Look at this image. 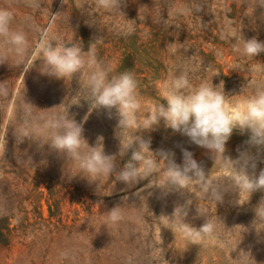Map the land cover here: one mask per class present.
Masks as SVG:
<instances>
[{"label":"rangeland","instance_id":"1","mask_svg":"<svg viewBox=\"0 0 264 264\" xmlns=\"http://www.w3.org/2000/svg\"><path fill=\"white\" fill-rule=\"evenodd\" d=\"M37 2L29 7L27 0H0V8L14 14L11 28L29 41L19 56L0 39V264H264V221L254 222L264 189L249 195L235 172L244 167L259 176L264 144L254 142L251 130L234 128L224 153H214L163 120L143 129L152 106L166 104L165 82L183 72L194 86L223 81L228 107L243 111L244 99L264 85V70L254 67L264 64V52L254 58L234 52L235 40L225 32L230 26L244 39L264 42V0H121L122 13L97 9L95 0ZM196 7L200 11H178ZM127 20H134L132 35L124 34ZM44 35L85 51L95 44L110 75L133 73L139 127L122 133L115 109H90L79 101L87 69L65 80L41 74L39 60L28 69ZM170 43L175 52L166 49ZM61 118L81 124L89 146L102 138L98 143L115 156L117 172L132 154L120 153L118 137L127 143L139 135L158 160L165 155L181 170L195 161L205 174L156 186L165 185L172 167L165 159L134 184L116 180L115 173L90 182L76 161L41 145L46 125ZM25 132L31 138L18 141ZM117 206L122 218L111 222L107 213ZM207 220L215 223L213 237L198 244L181 228L199 230Z\"/></svg>","mask_w":264,"mask_h":264},{"label":"clouds","instance_id":"2","mask_svg":"<svg viewBox=\"0 0 264 264\" xmlns=\"http://www.w3.org/2000/svg\"><path fill=\"white\" fill-rule=\"evenodd\" d=\"M27 3L29 7L39 6L37 0H27ZM120 3L121 0H95L97 9L108 12L119 10ZM259 5L264 7V3ZM200 9L199 7L192 10L182 8L178 11H200ZM13 15L9 9L0 8V39L17 55L24 56L29 49V41L25 32L11 28ZM127 21L122 26L124 34L132 35L135 31L134 20ZM225 36L235 40L232 50L244 57L254 58L264 52V42L255 37L244 39L230 26L226 29ZM166 49L175 52L176 43L168 44ZM37 60L41 62V74L57 79L72 78L87 69L88 78L83 85L84 91L77 93L79 101L81 99L87 101L90 109L104 108L109 112L115 109L119 116L117 129L122 133L139 127L136 114L141 108V99L137 80L130 71L110 75L111 69L97 59L95 44L85 51L80 44H66L44 35L41 38L38 58L28 69ZM254 67L257 70H264V64H257ZM163 101L166 104L160 102L152 106L143 122L144 130L152 129L163 120L166 127L186 134L195 143L211 149L214 153H224V145L234 128L251 130L254 142L264 144V85H256L254 91L244 99L243 111L234 112L228 107L223 81L214 86L212 81L202 80L199 85L194 86L190 82L188 73L183 72L180 75H171L165 82ZM46 127L48 135L41 141V145L48 144L58 153L76 161L81 172L85 174L83 176L90 182L115 173L116 180L134 184L156 172L158 161L168 160L165 155H161L158 160L156 154L150 150V141L142 139L139 135L130 136L127 143H123L122 138L118 137L121 142L120 153L125 155L129 149H132V154L117 172L115 156L105 154L103 143H98L102 138L98 139L96 146H89L83 137L82 125L74 119L61 118L50 121ZM17 137L18 141H22L25 137L31 138L26 132ZM149 153L153 155H148ZM171 165L172 167L166 169L165 185L156 186H176L184 180H195L205 174L195 161L183 170L172 162ZM235 172L239 177L238 187L247 190L249 195L254 190L264 189V171L259 176H250L244 167L240 169L235 167ZM255 213L254 222L264 221V201L256 207ZM107 217L111 222H118L122 218L121 209L118 206L112 208L108 211ZM181 228L193 243L198 244L204 237H213L215 223L207 220L199 230L187 224L182 225Z\"/></svg>","mask_w":264,"mask_h":264}]
</instances>
